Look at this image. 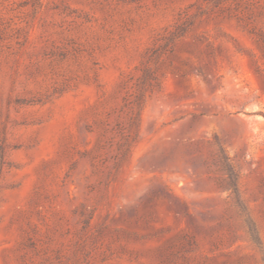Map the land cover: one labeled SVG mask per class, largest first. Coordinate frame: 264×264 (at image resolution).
<instances>
[{
  "label": "rangeland",
  "instance_id": "obj_1",
  "mask_svg": "<svg viewBox=\"0 0 264 264\" xmlns=\"http://www.w3.org/2000/svg\"><path fill=\"white\" fill-rule=\"evenodd\" d=\"M0 264H264V0H0Z\"/></svg>",
  "mask_w": 264,
  "mask_h": 264
}]
</instances>
